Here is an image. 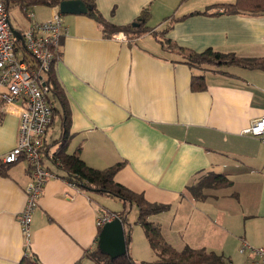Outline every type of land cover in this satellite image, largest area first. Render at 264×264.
Segmentation results:
<instances>
[{
    "label": "crops",
    "instance_id": "0c3cea01",
    "mask_svg": "<svg viewBox=\"0 0 264 264\" xmlns=\"http://www.w3.org/2000/svg\"><path fill=\"white\" fill-rule=\"evenodd\" d=\"M234 1L94 0L111 25L140 22L148 12L144 26L150 30L121 41L90 11L61 14L67 33L53 72L69 107L68 154L78 150L87 166L99 170L122 163L117 183L149 202L169 205L147 220L176 251L188 246L213 251L228 264H246L251 257L239 253L241 241L264 246V143L242 134L264 116V69L191 66L179 62L177 50L264 57V13L213 14L218 4ZM21 4L26 3L6 0L8 17L11 6ZM26 5L33 16L22 11L28 21L17 30L20 35L52 14L50 4ZM192 75L203 76V91H191ZM51 102L58 108L59 134L49 140L52 122L45 147L61 133V108ZM18 133L16 115L0 111V160ZM54 148L47 147L42 159L56 177L36 198L27 234L20 224L32 180L27 164L18 161L0 174V264H17L24 256L42 264H97L88 255L102 228L97 211L119 215L126 208L110 195L69 186L65 171L49 159ZM208 173L232 183L204 189L205 198L197 200L189 187ZM137 212L132 205L129 213ZM129 253L138 262L157 260L137 227Z\"/></svg>",
    "mask_w": 264,
    "mask_h": 264
},
{
    "label": "trees",
    "instance_id": "16d2710c",
    "mask_svg": "<svg viewBox=\"0 0 264 264\" xmlns=\"http://www.w3.org/2000/svg\"><path fill=\"white\" fill-rule=\"evenodd\" d=\"M20 1L26 4H51L53 2L48 0ZM81 1L85 5L91 7L89 14H91L92 17L100 22L103 27L108 28L109 32L111 33L123 32L126 37L130 36L131 38V36L139 37L150 30L147 26H144L145 20L148 16V12L146 11L140 16V18H142L140 22H134L137 24L134 25V23H129L122 26H116L111 25L110 23L103 20L102 16L96 10L94 0ZM216 7L218 10L213 14L231 13L259 15L264 13V0H235L232 3L218 4ZM201 13L212 14L208 11ZM162 34L163 33H161V36ZM168 46L171 48H176L170 43H168ZM15 48V52L19 55V57L29 63V54L26 51L22 38L15 41ZM177 50L181 56V60L179 62H183L191 66L204 68L209 66L219 67L222 65H233L247 69H264V57L245 58L237 56L234 53H221L213 49H207L200 53L185 51L183 49ZM20 52L22 54H20ZM44 82L49 89L50 98L54 99V101H57L61 108V133L59 138L53 142V145L51 144L47 146L48 148L50 146H55L53 154L49 157V159L51 162L61 167L66 173L67 180L73 183L79 189L110 195L122 200L126 207L121 214L117 215L121 219L124 226L126 252L117 258L110 259L109 256L102 253L99 250L98 245H96L94 250L89 252L88 255L97 264H228L224 261L221 255L216 254L213 251L192 249L188 246H185L182 251L178 252L172 248L164 240L158 227L147 220L150 215L165 212L167 209H169V205L149 202L142 193H136L117 183L114 180V175L120 169L122 163H117L106 169L99 170L87 166L81 160L78 150L73 154H68L66 150L71 140V136L69 134V107L64 92L55 79L53 67L45 73ZM190 89L193 92L203 91L205 89L203 76L192 75L190 78ZM56 115H58V108L54 106L52 109L51 123L53 122ZM47 147L44 145L42 150V152L46 153V155ZM9 166L10 164H3L0 160V174H5ZM231 183V180H229L225 175L208 173L206 175H202L196 184L189 187V190L193 198L201 200L205 198V194L202 193V190L225 186ZM132 205H135L138 208L137 223L141 225L148 244L157 257V260L153 262H138L132 258L129 253V242L131 238L132 226L127 218ZM17 264L42 263H40L35 257L24 256Z\"/></svg>",
    "mask_w": 264,
    "mask_h": 264
},
{
    "label": "built area",
    "instance_id": "2783aa9c",
    "mask_svg": "<svg viewBox=\"0 0 264 264\" xmlns=\"http://www.w3.org/2000/svg\"><path fill=\"white\" fill-rule=\"evenodd\" d=\"M48 1H53L50 4L51 18L48 21L34 22L20 35L29 54L27 63L15 52L17 40L12 35L6 0H0V111L4 115H16L19 121L17 143L1 158V162L13 164L22 160L31 173L32 180L26 190L20 219L25 234L28 233L36 198L42 193L44 184L56 177L43 165L42 159L45 135L54 107L44 76L59 59L61 39L67 30L58 11L61 0ZM21 9L29 18L33 16L26 4H21ZM112 37L126 41L123 33H115ZM242 134L264 143V116L252 121ZM68 185L77 187L69 181ZM115 217L118 216L114 213L98 210L96 224L102 227ZM238 251L240 254L251 255L246 264H264V246L254 247L241 241Z\"/></svg>",
    "mask_w": 264,
    "mask_h": 264
},
{
    "label": "water",
    "instance_id": "95a60500",
    "mask_svg": "<svg viewBox=\"0 0 264 264\" xmlns=\"http://www.w3.org/2000/svg\"><path fill=\"white\" fill-rule=\"evenodd\" d=\"M90 10L91 7L81 0H63L59 3L60 14L86 13ZM12 35L15 40L21 38L20 33L15 30H12ZM98 248L110 259L117 258L126 252L124 226L119 217H115L102 226L98 234Z\"/></svg>",
    "mask_w": 264,
    "mask_h": 264
},
{
    "label": "rangeland",
    "instance_id": "374dc122",
    "mask_svg": "<svg viewBox=\"0 0 264 264\" xmlns=\"http://www.w3.org/2000/svg\"><path fill=\"white\" fill-rule=\"evenodd\" d=\"M9 20H10V25H11L13 30H15V31H17V30L23 31L24 28H25V23H26V21H28V18L22 12V9L16 5V6H11V8L9 10ZM20 54H22V53L20 52ZM226 66L227 65H222V67H224V68ZM50 127H51L50 128L51 129L50 130V136L51 137L49 136V140H51L55 136H58V134H59V117L55 116V118L53 120V123L51 124ZM49 145H50V143H49ZM132 213L128 214V219H129V222L131 223L132 231L134 232L135 227H137V229H139L140 231L143 232V229L141 227L134 226V224L137 225L138 212L135 215H133ZM133 238H135V236Z\"/></svg>",
    "mask_w": 264,
    "mask_h": 264
}]
</instances>
